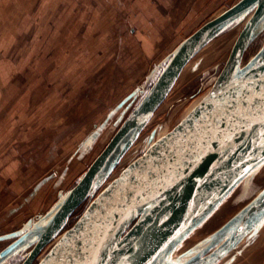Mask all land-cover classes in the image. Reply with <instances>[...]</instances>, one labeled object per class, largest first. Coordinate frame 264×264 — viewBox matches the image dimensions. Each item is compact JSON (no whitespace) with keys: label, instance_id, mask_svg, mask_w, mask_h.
I'll return each instance as SVG.
<instances>
[{"label":"rangeland","instance_id":"1","mask_svg":"<svg viewBox=\"0 0 264 264\" xmlns=\"http://www.w3.org/2000/svg\"><path fill=\"white\" fill-rule=\"evenodd\" d=\"M237 1L0 0V236L29 218L38 219L59 202L150 88L166 57ZM245 21L223 30L192 57L104 186L143 152L153 131L155 142L207 94ZM263 43L264 29L248 45L242 64ZM135 87L141 94L115 125L120 109L114 108ZM111 112L98 136L79 149ZM263 186L264 164L189 233L168 262L183 261ZM88 198L32 264L73 225L74 215L87 206ZM258 231L217 264L233 254L237 255L232 264H264V221ZM11 241H0V250ZM16 256L1 264H11Z\"/></svg>","mask_w":264,"mask_h":264},{"label":"water","instance_id":"2","mask_svg":"<svg viewBox=\"0 0 264 264\" xmlns=\"http://www.w3.org/2000/svg\"><path fill=\"white\" fill-rule=\"evenodd\" d=\"M242 20L244 26L199 105L155 142L153 131L143 152L104 186L187 63L219 33ZM262 21L264 0H239L182 40L58 205L22 232L0 236V241L15 238L0 250V264L28 247L22 264H31L88 197L92 198L79 218L35 264H173L169 255L189 233L264 164V43L242 64L248 45L264 29H259ZM138 92L135 87L116 105L113 111L120 113L115 125ZM112 116L108 114L79 149L91 143ZM263 221L264 189L177 264H217L248 235L258 233ZM233 255L224 264H232L237 254Z\"/></svg>","mask_w":264,"mask_h":264},{"label":"flooded vegetation","instance_id":"3","mask_svg":"<svg viewBox=\"0 0 264 264\" xmlns=\"http://www.w3.org/2000/svg\"><path fill=\"white\" fill-rule=\"evenodd\" d=\"M141 90V89H140ZM138 94H140L139 92H138ZM108 123V122H107ZM83 148H85V147H83ZM61 196V195H60ZM89 199L90 198H88V201H89ZM58 201V200H57ZM58 205V202L56 203V202H54L50 207H49V209L48 210H46L42 215H39L38 216V218L39 217H42V216H45L46 214H48L50 211H51V209H52V207H56ZM85 209V207L83 208V210ZM82 210V211H83ZM82 211L81 212H79V213H76L75 215H74V218H73V224L75 223V221L79 218V216L81 215V213H82ZM72 214V213H71ZM71 216V215H70ZM70 218V217H69ZM35 221H37V219L35 218V217H33V218H29L26 222H25V224H23L21 227H19L17 230H14V231H12V232H22L24 229H25V227H29V226H32L33 224H34V222ZM69 221V220H68ZM67 221V222H68ZM67 222H66V224L64 225L65 227H66V225H67ZM63 226V227H64ZM11 232V233H12ZM9 234V233H8ZM15 238H12V240H14ZM30 248L31 247H28V248H26V249H20L16 254H17V256L15 257V261H12V263L11 264H14V263H17V264H22L23 263V261L26 259V257H27V254L29 253V251H30ZM15 254V255H16ZM35 260V259H34ZM34 260H33V262H34ZM32 264V263H31Z\"/></svg>","mask_w":264,"mask_h":264},{"label":"bare ground","instance_id":"4","mask_svg":"<svg viewBox=\"0 0 264 264\" xmlns=\"http://www.w3.org/2000/svg\"><path fill=\"white\" fill-rule=\"evenodd\" d=\"M249 16H250V15H248V17H249ZM263 26H264V21H262V22L259 24V29H261ZM237 37H238V36H237ZM236 39H237V38H236ZM234 42H235V41H234ZM207 93H208V92H207ZM205 96H206V95H205ZM205 96H204V97H205ZM204 97H203V98H204ZM203 98H202V99H201V100H200V101L194 106V108L197 107V106L199 105V103L203 100ZM194 108H193V109H194ZM193 109H192V110H193ZM192 110H191V111H192ZM191 111H190V112H191ZM190 112H189V113H190ZM189 113H188V114H189ZM188 114H187V115H188ZM187 115H186V116H187ZM183 119H184V118H183ZM168 133H169V132H168ZM165 135H166V134H165ZM163 136H164V135H163ZM58 237H59V236H58ZM58 237L56 238V240L58 239ZM224 237H225V236L221 235V236L219 237V239L221 240V239H223ZM42 257H43V256H42Z\"/></svg>","mask_w":264,"mask_h":264}]
</instances>
